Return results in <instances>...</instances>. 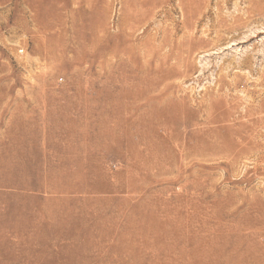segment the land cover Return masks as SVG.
<instances>
[{"label": "rangeland", "instance_id": "rangeland-1", "mask_svg": "<svg viewBox=\"0 0 264 264\" xmlns=\"http://www.w3.org/2000/svg\"><path fill=\"white\" fill-rule=\"evenodd\" d=\"M0 264H264V0H0Z\"/></svg>", "mask_w": 264, "mask_h": 264}, {"label": "bare ground", "instance_id": "bare-ground-1", "mask_svg": "<svg viewBox=\"0 0 264 264\" xmlns=\"http://www.w3.org/2000/svg\"><path fill=\"white\" fill-rule=\"evenodd\" d=\"M78 59V58H77ZM79 61H80V59H79Z\"/></svg>", "mask_w": 264, "mask_h": 264}]
</instances>
